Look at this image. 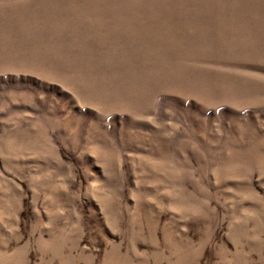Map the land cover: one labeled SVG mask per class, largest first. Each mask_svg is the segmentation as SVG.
<instances>
[{"label": "rangeland", "instance_id": "1", "mask_svg": "<svg viewBox=\"0 0 264 264\" xmlns=\"http://www.w3.org/2000/svg\"><path fill=\"white\" fill-rule=\"evenodd\" d=\"M0 264H264V0H0Z\"/></svg>", "mask_w": 264, "mask_h": 264}, {"label": "bare ground", "instance_id": "2", "mask_svg": "<svg viewBox=\"0 0 264 264\" xmlns=\"http://www.w3.org/2000/svg\"><path fill=\"white\" fill-rule=\"evenodd\" d=\"M95 136V135H94Z\"/></svg>", "mask_w": 264, "mask_h": 264}]
</instances>
